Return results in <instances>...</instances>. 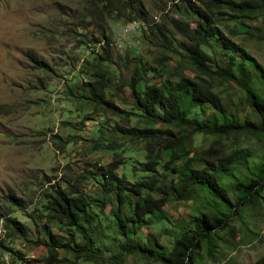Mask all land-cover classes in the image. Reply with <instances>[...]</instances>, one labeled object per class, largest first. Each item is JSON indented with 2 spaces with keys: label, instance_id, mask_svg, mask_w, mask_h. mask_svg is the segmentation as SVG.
Returning a JSON list of instances; mask_svg holds the SVG:
<instances>
[{
  "label": "trees",
  "instance_id": "trees-1",
  "mask_svg": "<svg viewBox=\"0 0 264 264\" xmlns=\"http://www.w3.org/2000/svg\"><path fill=\"white\" fill-rule=\"evenodd\" d=\"M199 1L207 12L196 9L189 0L171 4L196 16L193 27L173 18L170 27L147 25L148 31L158 36L160 47L176 55V65L166 66V55L150 62L133 58L127 82L131 103L125 109L105 98L113 82L109 70L112 59L104 29H100V51L92 50L85 57L91 64L90 74L75 84L76 96L114 113L137 117L136 124L118 129L127 140L142 142L134 160L135 170L141 174L134 180L126 179L115 172L119 161L112 160L105 168L98 164L88 173L97 184L93 198L75 185L68 190L51 186L43 195L42 207L48 220L55 219L65 227L67 237L49 236L45 243L47 264L57 260V248L74 261L88 256L92 264H204V258H217L220 245H232L227 237L234 228L232 221L237 222L235 228L241 237H248L246 214L259 213L264 207V152L256 147L257 142L264 141V69L231 39L239 34L237 29L231 28L227 36L214 24L211 13L224 7L238 22L257 18L260 25L246 26L244 34L264 39V0ZM89 2V14L94 9L97 20L103 14L128 22L144 17L141 0ZM33 60L49 69L43 61ZM184 64L192 68V78L177 71ZM147 72L157 80L148 81ZM236 90L242 93L239 98L246 109L243 116L226 110ZM196 136H200L198 143ZM114 145L122 146L95 141L94 148L114 151ZM173 200L190 203L191 214L187 223L169 228L163 206ZM6 201L19 206L22 199L10 193ZM93 202L100 208L107 205V211L92 212ZM2 216L6 229L26 237L19 220L8 213ZM155 223L164 224L149 239L143 229ZM102 227L114 243L106 258L100 256L104 245L97 235L103 234ZM161 234L171 237L167 250L159 239ZM128 255L134 257V263L126 262ZM257 262L264 264V254Z\"/></svg>",
  "mask_w": 264,
  "mask_h": 264
},
{
  "label": "rangeland",
  "instance_id": "rangeland-1",
  "mask_svg": "<svg viewBox=\"0 0 264 264\" xmlns=\"http://www.w3.org/2000/svg\"><path fill=\"white\" fill-rule=\"evenodd\" d=\"M181 1L141 0L144 17L128 22L107 14L94 19V9L89 14V0H0V264H47L45 243L49 236L66 239L65 227L55 219L48 220L42 207L43 195L51 186L68 190L75 185L93 198L97 184L88 173L99 166L105 168L112 160L119 161L115 172L126 179L134 180L141 174L135 170L134 160L142 142L127 140L118 129L136 124L137 117L78 100L75 84L89 77L91 64L85 57L92 50L100 51L103 28L109 42L113 80L105 98L121 109L128 108L131 97L127 82L133 58L150 62L166 55V66L176 65V55L163 50L158 36L147 27L154 23L170 27V18L185 20L193 27L195 15L171 7ZM189 1L196 9L208 11L199 0ZM230 14L223 7L220 12L214 8L211 16L227 36L231 28L237 29L239 34L231 39L264 69V39L244 34L246 26L260 25L258 19L243 18L244 22H238ZM32 58L43 61L49 69L40 67ZM242 65L240 62L238 66ZM177 71L187 78L194 74L188 64ZM146 79L156 81L157 76L147 72ZM137 86L142 87L141 80ZM241 94L236 90L234 100L226 106L227 112L240 116L246 113ZM84 115L89 118L83 119ZM95 141L122 146L114 145V151H105L94 148ZM199 141L200 136H196L195 143ZM256 147L264 152V141L257 142ZM10 193L22 199L19 206L6 201ZM90 208L92 212H106L108 206L100 208L98 202H93ZM163 208L168 213L169 228L188 222L190 203L167 201ZM5 213L24 225L25 238L6 229L2 216ZM245 220L250 228L248 237H241L235 228L237 222L232 221L234 228L227 233L232 245H220L217 258H204V264H260L257 260L264 254V207L259 213H247ZM163 224L155 223L143 232L151 239ZM101 230L103 234L97 232L104 245L100 256L106 258L114 243L105 236L103 227ZM75 236L80 238L79 234ZM159 239L169 249L171 237L161 234ZM56 257L52 264H92L88 256L74 261L60 248L56 249ZM134 261V257L127 256L126 262Z\"/></svg>",
  "mask_w": 264,
  "mask_h": 264
}]
</instances>
